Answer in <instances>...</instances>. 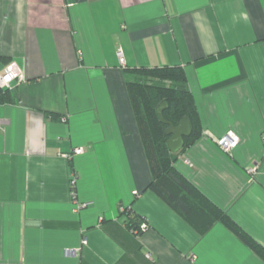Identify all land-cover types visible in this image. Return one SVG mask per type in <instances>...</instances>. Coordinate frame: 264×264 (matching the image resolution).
<instances>
[{
  "label": "crops",
  "instance_id": "crops-1",
  "mask_svg": "<svg viewBox=\"0 0 264 264\" xmlns=\"http://www.w3.org/2000/svg\"><path fill=\"white\" fill-rule=\"evenodd\" d=\"M10 62L24 82L0 104V264H264L147 189L123 76L184 69L202 135L174 166L264 248V0H0V71Z\"/></svg>",
  "mask_w": 264,
  "mask_h": 264
},
{
  "label": "trees",
  "instance_id": "trees-1",
  "mask_svg": "<svg viewBox=\"0 0 264 264\" xmlns=\"http://www.w3.org/2000/svg\"><path fill=\"white\" fill-rule=\"evenodd\" d=\"M123 76L130 106L141 138L151 174L147 189L158 197L199 236L215 224L226 228L264 263V248L237 225L222 209L211 202L175 168L177 157L202 135V126L186 74L180 67L125 69ZM15 103L10 90H0V104ZM166 103L163 119L177 126L186 118L191 134L183 148L172 153L167 147L166 124L160 123L157 108ZM127 229L137 235L143 220L126 211Z\"/></svg>",
  "mask_w": 264,
  "mask_h": 264
},
{
  "label": "built area",
  "instance_id": "built-area-1",
  "mask_svg": "<svg viewBox=\"0 0 264 264\" xmlns=\"http://www.w3.org/2000/svg\"><path fill=\"white\" fill-rule=\"evenodd\" d=\"M118 62L120 66H124V57L123 54L120 50L117 51L116 53ZM13 82L16 83H21L24 82V77H23V73L21 68L18 66L17 63L15 62H10L9 64H7L1 71H0V88L1 89H6V90H11V84ZM239 137L234 134L233 132H227L226 134H224L222 137H220L217 141H216V145L218 146V148L224 152H230L231 150H233L239 143ZM73 153L75 155H79L82 153V150L79 149H75L73 151ZM258 167H253L249 170V174H254L257 171ZM71 198L74 202V204H76V209H80L85 207V204H79L76 201V192L73 188V181H72V190H71ZM147 229V224L145 222H142L141 226H140V230L143 232Z\"/></svg>",
  "mask_w": 264,
  "mask_h": 264
},
{
  "label": "water",
  "instance_id": "water-1",
  "mask_svg": "<svg viewBox=\"0 0 264 264\" xmlns=\"http://www.w3.org/2000/svg\"><path fill=\"white\" fill-rule=\"evenodd\" d=\"M167 107L166 103H162L157 108L158 120L162 124H166L167 128L165 134L169 137L167 141V147L170 152L177 153L184 146V138H187L191 134V127L188 119L183 118L180 120L177 126L172 125L171 123L166 122L162 117L163 110Z\"/></svg>",
  "mask_w": 264,
  "mask_h": 264
}]
</instances>
